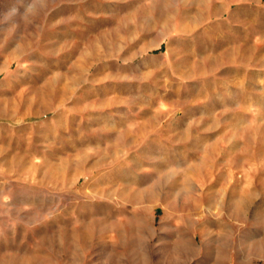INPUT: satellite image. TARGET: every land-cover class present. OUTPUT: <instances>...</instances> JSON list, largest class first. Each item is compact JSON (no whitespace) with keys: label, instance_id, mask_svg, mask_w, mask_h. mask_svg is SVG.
I'll return each mask as SVG.
<instances>
[{"label":"rangeland","instance_id":"374dc122","mask_svg":"<svg viewBox=\"0 0 264 264\" xmlns=\"http://www.w3.org/2000/svg\"><path fill=\"white\" fill-rule=\"evenodd\" d=\"M0 264H264V0H0Z\"/></svg>","mask_w":264,"mask_h":264}]
</instances>
